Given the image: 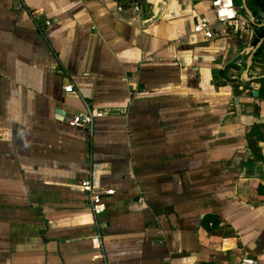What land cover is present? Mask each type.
Segmentation results:
<instances>
[{
	"label": "crops",
	"instance_id": "crops-1",
	"mask_svg": "<svg viewBox=\"0 0 264 264\" xmlns=\"http://www.w3.org/2000/svg\"><path fill=\"white\" fill-rule=\"evenodd\" d=\"M213 19L211 0H0V264H264L256 25ZM86 102L110 109L89 132L67 124ZM88 176L113 189L97 215Z\"/></svg>",
	"mask_w": 264,
	"mask_h": 264
},
{
	"label": "built area",
	"instance_id": "built-area-1",
	"mask_svg": "<svg viewBox=\"0 0 264 264\" xmlns=\"http://www.w3.org/2000/svg\"><path fill=\"white\" fill-rule=\"evenodd\" d=\"M19 5L25 4L28 0H17ZM211 8L214 15L213 23L229 24L240 30L251 29L250 20L238 11L233 0H211ZM49 24V20H46ZM212 23L206 19H199L193 26L194 32H202L205 36H212ZM43 29V27H42ZM264 51V38L262 39ZM72 84L64 86V90H72ZM110 111L109 108H95L89 102L85 103V109L74 111L67 119V124L74 127H83L89 131L93 130L95 118L104 116ZM87 195L88 203L93 214H100L105 209L106 197L113 193L112 188H105L95 184L90 176L80 178L74 183ZM241 264H258L257 259L247 256L241 257Z\"/></svg>",
	"mask_w": 264,
	"mask_h": 264
},
{
	"label": "trees",
	"instance_id": "trees-1",
	"mask_svg": "<svg viewBox=\"0 0 264 264\" xmlns=\"http://www.w3.org/2000/svg\"><path fill=\"white\" fill-rule=\"evenodd\" d=\"M237 5H241L239 0H233ZM254 3H256L259 8H261L263 11H264V0H253ZM249 7L251 8V10L253 11V14L255 16V19L256 17L260 18L261 19V14H259V12L257 11L256 7L252 4L249 3ZM240 13H243L244 14V9L243 7H239V10H238ZM257 20V19H256ZM256 25V24H254ZM256 32H257V36L255 38H253V43L255 44L258 39L260 37H262L264 35V25H256ZM256 56H259L261 58V61L264 62V51H263V45L261 44L255 51L254 53V57ZM241 78V76H240ZM256 80L259 82V93L257 95V97H261V98H264V76L262 77H259V78H256ZM255 111H256V108H255ZM217 217L213 216V215H206L204 217V221L205 223L208 222V220H214L215 222L218 220V218L216 219Z\"/></svg>",
	"mask_w": 264,
	"mask_h": 264
},
{
	"label": "water",
	"instance_id": "water-1",
	"mask_svg": "<svg viewBox=\"0 0 264 264\" xmlns=\"http://www.w3.org/2000/svg\"><path fill=\"white\" fill-rule=\"evenodd\" d=\"M241 3H242V7L244 9V15L250 20V22L253 23V24H260L255 19L253 11L247 5L246 0H241ZM263 38H264V35L258 39V41L256 42L255 46L251 48V50L249 51V53L247 55L245 66L241 70V74H240L241 78H243L244 80H251V79H256V78L264 76V71L259 72V73H255V74H249L248 73L249 67H250V65L252 63V58L254 56V53H255L256 49L262 44V39ZM251 91H252V94L256 95L258 93V88L257 87H251Z\"/></svg>",
	"mask_w": 264,
	"mask_h": 264
}]
</instances>
